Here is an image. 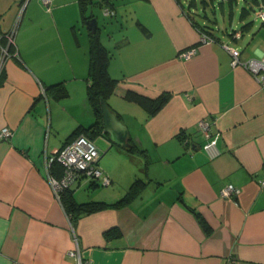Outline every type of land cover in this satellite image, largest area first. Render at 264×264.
Returning a JSON list of instances; mask_svg holds the SVG:
<instances>
[{
  "label": "crops",
  "instance_id": "1",
  "mask_svg": "<svg viewBox=\"0 0 264 264\" xmlns=\"http://www.w3.org/2000/svg\"><path fill=\"white\" fill-rule=\"evenodd\" d=\"M92 2L88 14L102 10ZM104 2L111 19L97 26L117 80L107 103L131 145L102 130L97 164L110 182L82 176L67 189L77 202L114 203L140 183L119 207L66 213L49 181L61 167L48 161L96 119L90 31L80 0H0V130L11 132L0 140V264H264V85L244 65L264 60V0H244L238 28L209 22L210 42L189 0ZM128 91L168 97L149 114ZM201 119L219 134L210 150ZM227 184L232 197L221 196Z\"/></svg>",
  "mask_w": 264,
  "mask_h": 264
},
{
  "label": "trees",
  "instance_id": "2",
  "mask_svg": "<svg viewBox=\"0 0 264 264\" xmlns=\"http://www.w3.org/2000/svg\"><path fill=\"white\" fill-rule=\"evenodd\" d=\"M189 4L192 7L196 6L195 0H189ZM229 5L234 3V0H227ZM92 0H80V10L84 21L88 19V9H91ZM197 8V7H195ZM208 21V22H207ZM210 21L204 20L200 22L199 20L194 21V24L197 25L198 29L202 32H209L206 27H209ZM207 34V33H206ZM3 40L2 37H0ZM6 45H2L3 48H7V51H13V44L7 45V40L4 42ZM111 57L110 52L104 47L101 42L99 29L97 28L95 32L90 33L89 35V64L87 71L88 78V87H87V100L92 108L94 115L96 116L95 122L90 125L83 132L87 134L86 131L90 132L91 137L100 134L102 131V114H101V99H104L107 102V99L112 94L114 87L117 83V80L112 78L107 70V65ZM54 86H59L55 84ZM61 94L64 95L65 91L61 88ZM127 99L133 100L140 104L144 109L148 111L149 114L155 113L167 100V94H161L157 98H148L142 94L128 91L125 95ZM135 147V146H134ZM132 147L129 151H131ZM134 149V148H133ZM56 165L59 168V164L52 163V166ZM139 180H136L132 183L126 194L114 203H105V202H77L73 196L68 192V189H65L61 192L60 201L61 204L71 219H75L81 213L91 212L102 207L112 206L119 207L125 203L127 197L132 195L138 188Z\"/></svg>",
  "mask_w": 264,
  "mask_h": 264
},
{
  "label": "built area",
  "instance_id": "3",
  "mask_svg": "<svg viewBox=\"0 0 264 264\" xmlns=\"http://www.w3.org/2000/svg\"><path fill=\"white\" fill-rule=\"evenodd\" d=\"M53 0H41L46 9H50ZM100 3L103 14H112L111 9L105 4L104 0H95ZM258 16L264 21V6L258 13ZM234 36H239L238 32H235ZM213 38L207 36L203 32H200V42H210ZM13 44V38L8 37L7 45ZM3 53L7 54V48H2ZM195 47H189L181 52L182 57H190L195 53ZM232 64L238 63L237 54L233 53ZM257 77V79L264 85V60L252 58L244 63ZM199 127L205 133L207 141L204 143L203 147L206 150H210L216 147V143L219 137L218 133L210 132V124L208 121L201 119L199 122ZM10 129L8 127H3L0 130V140L5 139L10 136ZM101 151L96 146L94 139L87 134H79L72 141L66 143L59 149H56L53 154L49 157V166L52 163H57L61 167V174L55 177L49 174L50 184L60 200L61 192L67 189L73 182L82 176L98 179L103 184H108L110 182L109 177L105 175L101 169L98 167V159L100 157ZM239 190L231 184H227L221 190V196L232 197ZM73 253V252H72Z\"/></svg>",
  "mask_w": 264,
  "mask_h": 264
},
{
  "label": "rangeland",
  "instance_id": "4",
  "mask_svg": "<svg viewBox=\"0 0 264 264\" xmlns=\"http://www.w3.org/2000/svg\"><path fill=\"white\" fill-rule=\"evenodd\" d=\"M195 3H196V7L198 8L196 18L200 22H202L203 19L209 20L211 25L215 29L217 27H226V29L229 30L231 28H238L240 26L239 8L244 3V0H240V2L236 3L238 7L234 11L232 24H229L230 8L228 9V3L224 2V0H195ZM221 6L224 7L221 8ZM93 9H94L93 13L97 17V22L99 23L100 26L102 25L103 22H108V19H111V17H105L102 14V10L99 7L94 6ZM101 139L102 137L100 136H96L94 138V142L96 146L100 149H102L103 147Z\"/></svg>",
  "mask_w": 264,
  "mask_h": 264
},
{
  "label": "water",
  "instance_id": "5",
  "mask_svg": "<svg viewBox=\"0 0 264 264\" xmlns=\"http://www.w3.org/2000/svg\"><path fill=\"white\" fill-rule=\"evenodd\" d=\"M85 23L90 33L95 32L98 28L97 18L92 10H90L88 19H86ZM101 114L103 132L108 133L110 139L115 143L121 146L129 147L131 144L128 141L126 126L120 122L114 111H112L104 99H101Z\"/></svg>",
  "mask_w": 264,
  "mask_h": 264
}]
</instances>
